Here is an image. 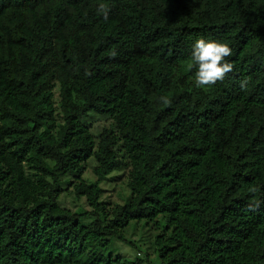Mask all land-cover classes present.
Listing matches in <instances>:
<instances>
[{
    "label": "trees",
    "instance_id": "16d2710c",
    "mask_svg": "<svg viewBox=\"0 0 264 264\" xmlns=\"http://www.w3.org/2000/svg\"><path fill=\"white\" fill-rule=\"evenodd\" d=\"M199 38L232 49L214 85ZM162 219L158 264H264V0H0V264H156L102 250Z\"/></svg>",
    "mask_w": 264,
    "mask_h": 264
},
{
    "label": "rangeland",
    "instance_id": "374dc122",
    "mask_svg": "<svg viewBox=\"0 0 264 264\" xmlns=\"http://www.w3.org/2000/svg\"><path fill=\"white\" fill-rule=\"evenodd\" d=\"M87 120L90 122L92 134L96 139L102 129L110 124L107 120L96 116H91ZM95 165V159L92 158L88 161V168L85 173L86 178L94 179L92 169ZM125 183L126 177L123 171H115L111 173L101 184L103 200L110 202L112 205L115 203H121L128 194ZM67 185H69L68 180L64 183V186ZM61 202L64 206L72 210H78L81 207L85 208L83 200L76 199L71 192H66L61 197ZM157 222L158 221L152 222L146 220H141L140 222L132 221L125 229L123 235L126 240L130 241L133 245L128 244V242L112 239L110 245L102 250V254L104 256H108L110 254L114 256L121 255L127 258H133L140 255L154 262L156 260V254L153 246V240L165 226L164 219L160 220L159 223ZM155 263L158 264L159 261L156 260Z\"/></svg>",
    "mask_w": 264,
    "mask_h": 264
},
{
    "label": "clouds",
    "instance_id": "9594fccd",
    "mask_svg": "<svg viewBox=\"0 0 264 264\" xmlns=\"http://www.w3.org/2000/svg\"><path fill=\"white\" fill-rule=\"evenodd\" d=\"M98 12L108 17L109 9L104 4H100ZM110 55L115 57L117 52L110 50ZM232 55V49L226 43L215 40H206L199 38L195 41L191 62L188 64V69L195 68V84L197 87L214 85L217 81H222L226 74L233 71V64L226 61V57ZM248 78L240 81V87L245 88L248 84ZM164 104H169L167 97H161ZM250 191H256L255 188Z\"/></svg>",
    "mask_w": 264,
    "mask_h": 264
}]
</instances>
